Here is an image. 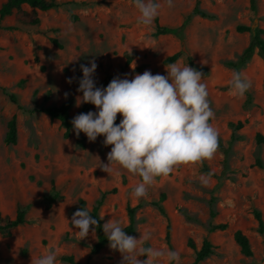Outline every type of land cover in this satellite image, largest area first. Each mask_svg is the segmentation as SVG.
<instances>
[{"label":"rangeland","instance_id":"1","mask_svg":"<svg viewBox=\"0 0 264 264\" xmlns=\"http://www.w3.org/2000/svg\"><path fill=\"white\" fill-rule=\"evenodd\" d=\"M5 1L0 0V7ZM62 1L70 3L49 11L25 5L8 16L0 29V212L15 217L23 209L28 218L10 236L0 233V264H31L50 248L57 253L56 264H71L62 259L64 255L74 256L79 264H120L121 254L108 245L90 255L96 229L81 239L71 225L80 198L92 209L106 191L110 193L99 212L104 222L119 220L127 226L129 207L138 206L132 236L151 231L143 246L176 250L180 264L195 260L190 239L200 246L206 236L216 248L202 264H264V233L259 232L254 215L259 210L264 217V142L258 140L259 133L264 136V59L255 55L240 68L229 64L239 60L252 39L250 31L239 32L237 27L264 29V0H258L257 12L251 11L250 0H200L201 9L210 16L195 15L183 37L155 36L157 18L162 26H180L197 0H173L172 7L167 0H157L161 7L151 26L137 25L140 14L133 0ZM51 36L63 47L55 46ZM179 51L182 55L176 64L189 65L192 56L209 69L202 82L214 112L209 122L218 132V147L211 159L181 164L168 176L156 177L145 198L131 195L141 182L138 175L115 164L111 174L97 167L100 160L107 163L111 149L103 146L102 136L95 142L86 137V146L80 147L73 129L65 137L59 120L32 112L70 100L72 116L81 113L84 104H76L82 95L77 92L80 65L90 66V60L98 65L94 78L99 83L108 74L121 78L128 74L131 79L149 70L166 75L164 60ZM137 67L142 70L134 72ZM234 72L251 83L242 96L230 85ZM95 110L93 106L91 111ZM15 115L18 142L7 144L8 123ZM120 119L117 114L116 123ZM205 165L215 175L206 173ZM55 192L64 199L48 206L47 198ZM221 222H227L228 229L209 231L213 223ZM239 229L249 236L253 256L245 255L236 242ZM161 264H167L166 258Z\"/></svg>","mask_w":264,"mask_h":264},{"label":"clouds","instance_id":"2","mask_svg":"<svg viewBox=\"0 0 264 264\" xmlns=\"http://www.w3.org/2000/svg\"><path fill=\"white\" fill-rule=\"evenodd\" d=\"M133 3L140 14L137 25L151 26L159 14L160 3L157 0H133ZM167 4L172 7L173 0H167ZM89 64L80 65L82 77L77 92L82 95L77 97L76 104H92L96 110L75 115L72 129L77 137L84 133L89 142L102 136L103 146H111L107 163L100 160L97 166L102 171L111 174L115 164L141 178L131 195L145 198L156 177L168 176L175 166L213 157L218 147V132L209 122L214 112L201 71L173 63L166 67V75L145 70L129 79L124 74L123 78L113 77L105 87L97 86L94 78L98 67L95 60ZM230 85L240 96L251 87L240 72L233 73ZM117 114L121 116L119 123H116ZM200 181L208 183L204 176ZM71 225L83 239L90 229L95 230L98 220L83 208L73 213ZM124 228L119 220L102 225L109 248L121 254L120 264H161L165 258L167 264H180L176 250L143 246L151 239V231L140 232L136 238L126 234ZM56 262L57 253L50 248L32 259L31 264Z\"/></svg>","mask_w":264,"mask_h":264},{"label":"trees","instance_id":"3","mask_svg":"<svg viewBox=\"0 0 264 264\" xmlns=\"http://www.w3.org/2000/svg\"><path fill=\"white\" fill-rule=\"evenodd\" d=\"M70 2H65L62 0H7L5 1L1 7H0V29L4 27V20L12 15L15 10H23V7L25 5H28L32 7L34 10H41V11H49L51 9H56L63 7L64 5L68 4ZM250 9L253 12H257L258 10V0H250ZM195 15H200L204 17L210 16L208 12L201 9L200 7V0L196 1V4L194 8L191 10V12L187 15V17L184 19L183 23L180 26L177 27H171V26H162L159 23V18H157L158 27L155 32V36L160 35H166V34H174L183 37L186 27L191 22L192 18ZM75 20L77 19L76 16L73 17ZM36 24L40 23L39 19L35 20ZM237 30L239 32L243 31H250L252 34V39L248 47L244 50L242 55L240 56L238 61H232L229 64L231 66H234L235 68H240L243 65H245L247 62H249L255 55H259L264 59V38L262 37V34L264 33V29L261 28H254L253 26H246V25H239L237 27ZM50 41L57 47L62 48L63 45L60 43L59 39L57 37L51 36ZM182 55V52H176L173 55L168 56L164 63L167 65L175 63ZM36 60H38V56H36ZM189 65L199 71L202 72L203 75L209 74V69L204 66H200L192 56L188 57ZM130 59L127 60V65H129ZM142 70V67H137L134 69V72H140ZM82 77V76H81ZM80 77V78H81ZM115 77L114 75L108 74L102 81L97 83V86H107V84L112 80V78ZM10 99L14 103H18V98L15 94L10 93L8 94ZM94 105L85 103L82 108L83 113H87L92 109ZM20 108H22L19 105ZM71 108H72V102L70 100H67L63 102L60 105H50L46 107H41L39 109H35L32 112H40L49 115L52 119H57L61 122V124L65 127V137L71 136L72 131V124L71 120L74 116L71 114ZM242 123H239V126H241ZM18 120L17 116H13V118L8 123V131L5 136V142L7 144H16L18 142ZM258 140L260 142H264V136L259 133L258 134ZM77 143L80 147L86 146V136L84 133H81L77 137ZM204 171L210 175H215L210 168L205 165ZM55 188V187H54ZM115 191V189L113 190ZM110 193V191H106L102 198L99 200L98 204L94 206L92 209H90L87 206V201L84 198L79 199V210L85 208L90 212V215L93 216V218L98 220V226H95V229L97 231V241L93 245L91 249V256L97 255L101 252V250L108 245V241L106 236L104 235L102 225L104 222V219H100V208L103 205V203L106 200L107 195ZM165 198V196H163ZM64 199V196L61 195L58 192H55L53 196H50L47 198L48 206H52L54 203L61 202ZM161 211L163 213L165 212V209L163 206L159 205ZM136 207H129V216H130V222L125 228L123 229L126 234L128 235H134L136 233ZM254 215L256 219L259 222V232L264 233V217L261 211L255 210ZM212 216H216L215 210H212ZM28 222L26 211L23 209H19L15 217H11L9 215H3L2 212H0V233L4 236H10L13 232V230L17 227H20ZM229 224L227 222H221V223H213L210 227V232L217 231V230H226L228 229ZM170 236H171V222L168 218V224H167V232L166 237L168 242H170ZM236 242L241 246L242 252L247 256H253L254 251L251 245V241L249 236L243 231V230H237L234 234ZM189 246L195 251L196 257L192 264H202L204 260H206L208 257H210L212 254L215 253V244L213 241L209 238V236L204 237L202 240V244L199 246L198 243L194 239H190ZM146 247H150V245H147ZM62 259L71 263V264H79V262L76 261L75 257L72 255H64L62 256ZM90 260V259H89ZM89 264V261L87 262Z\"/></svg>","mask_w":264,"mask_h":264}]
</instances>
